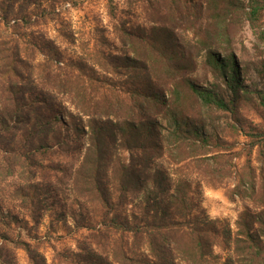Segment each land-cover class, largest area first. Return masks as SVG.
Here are the masks:
<instances>
[{"label": "trees", "instance_id": "trees-1", "mask_svg": "<svg viewBox=\"0 0 264 264\" xmlns=\"http://www.w3.org/2000/svg\"><path fill=\"white\" fill-rule=\"evenodd\" d=\"M190 1L166 0L147 27L117 20L123 53L97 28L67 57L34 27L69 0H0V264H17L14 249L28 264H264V127L245 129L238 115L246 141H217L213 125L248 93L228 9L264 42V0H197L193 18ZM195 19L225 93L197 83L180 49L175 29ZM203 185H233L244 201L234 227L200 209ZM59 193L90 233L50 263L38 230Z\"/></svg>", "mask_w": 264, "mask_h": 264}, {"label": "rangeland", "instance_id": "rangeland-1", "mask_svg": "<svg viewBox=\"0 0 264 264\" xmlns=\"http://www.w3.org/2000/svg\"><path fill=\"white\" fill-rule=\"evenodd\" d=\"M194 1L197 0L192 2ZM242 1L247 4L249 0ZM192 2H189V6L193 18L192 12L195 11V7L192 6ZM60 9L63 13L58 16L57 20H50L40 27H34V29L37 31V35L43 34L53 38L65 56L78 57L82 44L92 37L97 28L107 29V35L114 43V47H118L117 52L123 53L122 44L114 31L116 21L126 20L131 26L140 24L147 27L151 25L148 20L150 13L160 9L165 15L167 6L166 0H114L116 20L110 16L112 8L108 0H69ZM228 10L230 12L227 13V16L231 19L228 25L229 49H232L240 64L241 79L248 93L241 97L236 114L214 111L213 125L218 132L217 141H246V137L240 130L243 126L235 124L236 126L233 127V124L236 123L234 119H238L239 115L245 122V129L250 125L264 127V112L258 107L259 97L264 95V42L258 38L254 28L242 15V11ZM195 21L194 27L183 21L175 29L180 49L188 54V64L195 70L192 76L197 83L225 93V85L222 84L221 78L216 77L212 66L208 63L209 50L201 47L198 44V38L194 35L200 25L204 30V22L202 19H195ZM28 32H31V29H28ZM230 54L226 52L222 55L226 57ZM68 123V119H65V124H61L63 129H68ZM256 155L255 151L252 156L255 166L258 165L255 160ZM244 161L245 158H242L240 164H243ZM231 189H233V185L230 187L203 185L199 203L200 209L210 219L224 220L234 227L239 214L244 210V201L240 197L231 196ZM49 205L50 209L45 213L38 231L42 236L41 250L45 252L51 263L57 251L76 248V239L85 238L90 231L74 228L72 209L77 206L69 195L59 193L57 197H52ZM23 238L27 239L24 232ZM13 251L17 264H28L27 255L22 249Z\"/></svg>", "mask_w": 264, "mask_h": 264}]
</instances>
